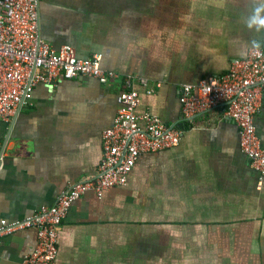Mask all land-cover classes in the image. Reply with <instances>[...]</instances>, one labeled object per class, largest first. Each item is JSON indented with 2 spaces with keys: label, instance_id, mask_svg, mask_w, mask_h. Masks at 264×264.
I'll return each instance as SVG.
<instances>
[{
  "label": "crops",
  "instance_id": "0c3cea01",
  "mask_svg": "<svg viewBox=\"0 0 264 264\" xmlns=\"http://www.w3.org/2000/svg\"><path fill=\"white\" fill-rule=\"evenodd\" d=\"M40 32L55 49L101 59L121 78L39 82L11 123L0 122V223L20 222L104 159L124 76L138 115L184 128L180 143L142 155L126 186L86 193L61 232L57 264H264V177L241 150L239 129L219 111L182 119L184 84L227 74L264 48V0H39ZM264 148V92L255 115ZM34 228L0 243V264H24Z\"/></svg>",
  "mask_w": 264,
  "mask_h": 264
},
{
  "label": "built area",
  "instance_id": "2783aa9c",
  "mask_svg": "<svg viewBox=\"0 0 264 264\" xmlns=\"http://www.w3.org/2000/svg\"><path fill=\"white\" fill-rule=\"evenodd\" d=\"M39 0H0V122L11 123L20 107L32 96L39 82H54L59 77H90L109 84L121 76L108 73L101 59H80L76 49H55L40 32ZM147 85L138 76H124L118 96L114 124L102 134L104 159L94 179L79 181L65 189L51 206L20 222L0 223L3 239L34 228L39 239L37 249L24 264H57L61 232L73 205L94 191L103 198L107 191L126 186L139 158L177 146L184 128L170 127L158 116L136 109L140 98L134 82ZM264 92V48H251L243 60H235L227 74L208 77L197 84H184L180 91L182 119L192 123L198 115L219 111L221 118L236 124L240 147L249 157L251 168L264 177V148L255 124ZM1 169V165H0Z\"/></svg>",
  "mask_w": 264,
  "mask_h": 264
}]
</instances>
